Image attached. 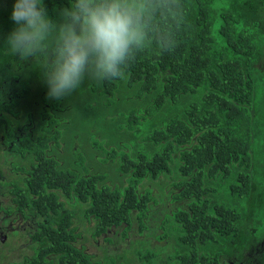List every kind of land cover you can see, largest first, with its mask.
I'll use <instances>...</instances> for the list:
<instances>
[{
    "label": "trees",
    "instance_id": "16d2710c",
    "mask_svg": "<svg viewBox=\"0 0 264 264\" xmlns=\"http://www.w3.org/2000/svg\"><path fill=\"white\" fill-rule=\"evenodd\" d=\"M11 3L0 0V41L13 27ZM68 3L47 0L49 9ZM151 3L148 42L122 76L86 77L63 100L47 97L38 58L24 68L26 61L0 42V82L8 73L19 86L0 107V145L11 154L9 193L23 218L38 219L27 263L99 264L76 246L79 219L93 221L92 238L111 231L117 241L158 227L162 245L136 238L117 260L104 254L102 264H264V0ZM36 100L55 112L70 104L64 126L87 135L105 153L102 162L116 161L115 170L130 182L110 186L106 172H89L81 160V172L61 167L48 151L51 141L58 144L57 118L40 112L49 126L25 123L38 116ZM22 109L23 122L14 120ZM172 172L178 189L172 200L179 205L148 227L154 197L138 185Z\"/></svg>",
    "mask_w": 264,
    "mask_h": 264
},
{
    "label": "clouds",
    "instance_id": "9594fccd",
    "mask_svg": "<svg viewBox=\"0 0 264 264\" xmlns=\"http://www.w3.org/2000/svg\"><path fill=\"white\" fill-rule=\"evenodd\" d=\"M151 0H12L13 27L0 41L21 61L38 58L49 99L62 100L88 77L119 78L147 44Z\"/></svg>",
    "mask_w": 264,
    "mask_h": 264
},
{
    "label": "rangeland",
    "instance_id": "374dc122",
    "mask_svg": "<svg viewBox=\"0 0 264 264\" xmlns=\"http://www.w3.org/2000/svg\"><path fill=\"white\" fill-rule=\"evenodd\" d=\"M33 60V59H32ZM26 61L23 65L24 68H27L30 66V62L32 61ZM7 70V68L5 69ZM9 74L6 73L3 77V82H0V107L3 103L10 102L14 97L15 90L19 89V86L14 84L12 80H10ZM12 81V82H11ZM41 94H45L44 92H41ZM63 100V99H62ZM23 105L26 103V99H22L20 101ZM41 104V100L33 101L34 110L37 111L38 116L36 119H32L31 122L26 120V124L30 126H34L35 122L40 121L43 125L49 126L47 124V120H43L41 116H39L40 112H48L49 114L55 116L57 120L59 121V124L55 126V128L59 132L58 137V144L55 145L53 142H50V146L48 151L49 153L58 161L61 167L63 168H69L72 170H76L78 172H81L80 169H78L79 161L81 160V163L84 167L87 168L89 172L92 173H102L103 171L107 173V177L104 179V182L110 186H119L124 187L126 186L131 180L127 178L126 176H123L121 173L116 171L117 163L116 161L106 160L105 162H102L105 158V153H102L100 149H96L95 146L91 143V139L87 135H78L76 132H69L70 126L65 127L64 125L70 124L69 116L67 115L68 111L71 109V105L67 104L62 106L61 112H55L53 111L48 103ZM1 109V108H0ZM17 109H15L16 111ZM3 111V110H2ZM5 112V111H4ZM55 112V113H54ZM30 113L33 114V111H30ZM61 115V116H60ZM24 119V111L23 109L20 111H17V114L14 116V120L23 122ZM37 120V121H35ZM52 131V130H51ZM18 132V131H16ZM21 136L23 134H27L29 132H23L20 131ZM95 139L99 140L101 143V146L105 148L106 150H109L110 147L105 145L106 139H98V136H95ZM14 142H17V138L15 137L13 139ZM6 147H8L7 144L0 145L1 150H6ZM7 157L11 159V154L7 152ZM48 153V154H49ZM8 158H5L3 156H0V165H5L3 163H8ZM10 169V168H9ZM2 171V174H0V207H4L6 205L11 204L9 200V194L5 192L7 189V186H4L1 184V180L4 182V180L8 179L9 174L7 171ZM4 175V176H3ZM175 182L174 180V173H170L167 177L161 176L155 181H143L140 182L138 187L139 190L142 192L145 188H148L151 192V194L154 197V201L151 202L150 208H149V214L148 217H146V223L148 227H151L153 223H155L154 216L161 215L162 210H167L169 208H174L178 206L179 201L174 202L172 200V192H177L178 189L176 186L173 185ZM75 212L78 214L79 211L76 209ZM13 220V223H11V220ZM37 220V221H36ZM46 220V219H45ZM47 221H49L47 219ZM38 219L37 216L34 214H30L27 219L23 218L18 212L13 211L12 213H4V211H1L0 209V238L5 231H7L8 234L5 241L2 240L0 243V255L5 254L10 256V259H12L11 255L16 253L18 251V248L15 246L16 244L13 243L15 239L20 237L21 234H23L22 231L26 233L25 237H20L19 241L23 242V245H28L27 241H25L28 238V234L32 233L36 227H37ZM159 223V221H158ZM74 224L76 226V231L79 232V237L76 242V246L79 248L80 246H84V252L89 254L92 257L93 261L99 262V264L103 263V257L104 254L109 255L113 260H117L118 255L123 253L124 251L128 250L129 243L133 241V239H142V240H149V246L154 247L156 245H162L163 241H158L155 237L156 234L159 233L158 227L156 229L149 231L150 235H146L148 232V229H146L142 234H138L136 232V225L134 224V232H130L129 236L125 238H121L120 240H116L112 232L109 231L106 234L100 235L98 237L92 238L91 237V230L93 226V221H81L79 219H74ZM13 228L18 229L19 232L12 230ZM21 230V231H20ZM110 239L111 241L108 242L107 240ZM12 248L6 252L3 253L4 248L8 247L9 242ZM25 243V244H24ZM260 249V246L255 248V253L258 252ZM254 254V253H253ZM248 257H251V255H248ZM253 258V257H252ZM121 264V261H119ZM123 262V260H122ZM3 264H8L7 262H2ZM226 264H254L250 263L249 261H237L234 259L227 260Z\"/></svg>",
    "mask_w": 264,
    "mask_h": 264
},
{
    "label": "flooded vegetation",
    "instance_id": "af4514ba",
    "mask_svg": "<svg viewBox=\"0 0 264 264\" xmlns=\"http://www.w3.org/2000/svg\"><path fill=\"white\" fill-rule=\"evenodd\" d=\"M0 113H2V109H0ZM7 149L8 148L6 147V150H3V149L0 150V153L5 158H7V156H5V155L8 154L7 153ZM3 164H6V162L3 163ZM0 168H1V170L5 171V172H7L9 170V168L7 167V165H0ZM1 173H2V171H1ZM7 173L9 174L8 179L7 180H4V182L1 180V184L4 185V186H7V189L5 190V192L10 195L9 196V200H10L11 204L6 205L3 210L0 207L1 211H4V213H6V214L12 213L13 211H16V209H15V203L12 202V194L9 193V189L12 187L11 186V183L9 182L10 181V178L12 176V173L11 172H7ZM6 208H9V210H11V212H5V209ZM13 220L14 219L11 220V223H13ZM12 230L19 232V230L18 229H15V228H13ZM7 231H5V233L2 234V236L0 238V243L2 242L3 239H4L3 241H5V239L7 237L6 234H8ZM22 232H23V234H21L20 237H23L24 238L25 235H26V233L24 231H22ZM32 233H29L28 234V238L25 240V241H27V243H29L28 245H23V242L22 241H19V238L20 237H18L17 239H15V241L13 243H15L16 244L15 246L18 248V251H17L18 254L16 252L13 255H11L12 259H10V256H8V255H5V254L0 255V264H3L2 262H7V261H8V264H14V263H16V264H33L32 262L27 263V260L31 259L33 257V255H34V251L31 248V240L29 238ZM5 235H6V237H5ZM11 246H14V245L12 244ZM2 250H3V253H4V252L10 250V248L9 249H2Z\"/></svg>",
    "mask_w": 264,
    "mask_h": 264
}]
</instances>
